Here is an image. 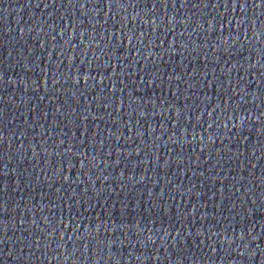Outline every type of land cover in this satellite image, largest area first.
<instances>
[{
	"label": "water",
	"instance_id": "1",
	"mask_svg": "<svg viewBox=\"0 0 264 264\" xmlns=\"http://www.w3.org/2000/svg\"><path fill=\"white\" fill-rule=\"evenodd\" d=\"M0 264H85L35 248L0 240Z\"/></svg>",
	"mask_w": 264,
	"mask_h": 264
}]
</instances>
